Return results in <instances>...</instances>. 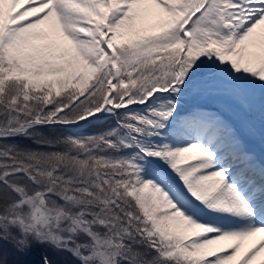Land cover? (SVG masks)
I'll list each match as a JSON object with an SVG mask.
<instances>
[{"label": "snow or ice", "instance_id": "6c2138e0", "mask_svg": "<svg viewBox=\"0 0 264 264\" xmlns=\"http://www.w3.org/2000/svg\"><path fill=\"white\" fill-rule=\"evenodd\" d=\"M257 132L264 0H0V264H254Z\"/></svg>", "mask_w": 264, "mask_h": 264}, {"label": "rangeland", "instance_id": "374dc122", "mask_svg": "<svg viewBox=\"0 0 264 264\" xmlns=\"http://www.w3.org/2000/svg\"><path fill=\"white\" fill-rule=\"evenodd\" d=\"M246 119H250L253 123L256 122L255 125H256L257 129H259V127H260V117H259V113L258 112L255 113L254 115L250 116V117H246ZM250 139L257 141V144H259L262 148H264V142L261 141L259 132H257L256 136L250 137ZM259 237H261V236H258V238ZM255 240H257V241L255 242ZM255 240L253 241V243L251 245L257 244L260 240H264V239L263 238L262 239L259 238V239H255Z\"/></svg>", "mask_w": 264, "mask_h": 264}, {"label": "bare ground", "instance_id": "6f19581e", "mask_svg": "<svg viewBox=\"0 0 264 264\" xmlns=\"http://www.w3.org/2000/svg\"><path fill=\"white\" fill-rule=\"evenodd\" d=\"M262 149H263V148H262ZM255 239H259V238H257V235H256V236H253V237H250V238L247 239V241L243 242V243H242V247H241V253H243L244 251H246V250H247L246 245H247V246H248V245H251ZM260 239H262V238H260ZM256 241H257V240H255V242H256ZM251 246H252V245H251ZM262 257H263V255L261 254V256H259V257L257 258L256 261L260 260V258H262ZM232 264H235V262H232ZM256 264H257V263H256Z\"/></svg>", "mask_w": 264, "mask_h": 264}, {"label": "trees", "instance_id": "16d2710c", "mask_svg": "<svg viewBox=\"0 0 264 264\" xmlns=\"http://www.w3.org/2000/svg\"><path fill=\"white\" fill-rule=\"evenodd\" d=\"M45 131H47V130H45ZM19 143L22 144V145L31 144V142L27 141V140H20Z\"/></svg>", "mask_w": 264, "mask_h": 264}, {"label": "water", "instance_id": "95a60500", "mask_svg": "<svg viewBox=\"0 0 264 264\" xmlns=\"http://www.w3.org/2000/svg\"><path fill=\"white\" fill-rule=\"evenodd\" d=\"M260 155H264V153H261Z\"/></svg>", "mask_w": 264, "mask_h": 264}]
</instances>
